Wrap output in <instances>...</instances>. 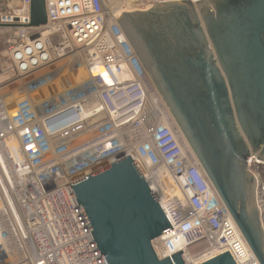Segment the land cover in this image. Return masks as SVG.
I'll return each instance as SVG.
<instances>
[{"label": "built area", "instance_id": "2783aa9c", "mask_svg": "<svg viewBox=\"0 0 264 264\" xmlns=\"http://www.w3.org/2000/svg\"><path fill=\"white\" fill-rule=\"evenodd\" d=\"M125 1L45 0L37 27L32 0L0 12L10 77L0 87V264H106L70 184L127 156L173 228L153 240L159 258L182 250L201 264L228 251L261 264L122 30ZM248 169L264 230V162L253 155ZM171 242L181 249L169 253Z\"/></svg>", "mask_w": 264, "mask_h": 264}, {"label": "water", "instance_id": "95a60500", "mask_svg": "<svg viewBox=\"0 0 264 264\" xmlns=\"http://www.w3.org/2000/svg\"><path fill=\"white\" fill-rule=\"evenodd\" d=\"M31 26L47 23L32 0ZM118 22L248 246L264 264L254 155L264 162V0H167ZM34 35L33 38H36ZM106 264H187L159 258L173 229L131 156L70 184ZM201 264H236L227 251Z\"/></svg>", "mask_w": 264, "mask_h": 264}, {"label": "bare ground", "instance_id": "6f19581e", "mask_svg": "<svg viewBox=\"0 0 264 264\" xmlns=\"http://www.w3.org/2000/svg\"><path fill=\"white\" fill-rule=\"evenodd\" d=\"M125 3H126V5H131V4H133V0H126ZM136 9H137V8H134V6H128V7H125V8H123L122 10H119V11H118V15L120 16V15L122 14V12H124V11H132V10H136ZM137 10H138V9H137ZM163 189H164V192H165L167 195H172V194H176V193H178V191L174 188V186H173L172 184H168V186H164V184H163ZM180 246H181V245H180L179 242H171V243L169 244V247H168V249H169L168 252H169V253L176 252V251H178V250L181 249ZM200 246H201V245H199V246H195V245H194L193 247L188 248V249L186 250V257H187V258H190L191 256H193V252H194V250L200 248Z\"/></svg>", "mask_w": 264, "mask_h": 264}, {"label": "rangeland", "instance_id": "374dc122", "mask_svg": "<svg viewBox=\"0 0 264 264\" xmlns=\"http://www.w3.org/2000/svg\"><path fill=\"white\" fill-rule=\"evenodd\" d=\"M8 4H9L8 0H0V12L6 11ZM128 6H134V4L131 5L125 4V7ZM2 36H6V35L4 34ZM5 49H6V44L2 39V42H0V87H2L6 83L7 78H10L8 77L9 68L7 70H3V68L9 66V62L6 60L7 56L4 53Z\"/></svg>", "mask_w": 264, "mask_h": 264}]
</instances>
